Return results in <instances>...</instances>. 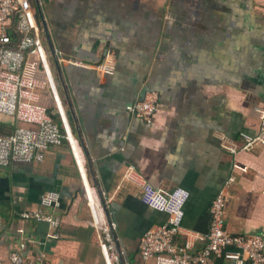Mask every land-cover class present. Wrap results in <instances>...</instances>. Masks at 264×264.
Instances as JSON below:
<instances>
[{
	"label": "crops",
	"instance_id": "1",
	"mask_svg": "<svg viewBox=\"0 0 264 264\" xmlns=\"http://www.w3.org/2000/svg\"><path fill=\"white\" fill-rule=\"evenodd\" d=\"M31 2L89 182L114 195L112 218L132 262L141 264L143 235L168 220L147 202L154 189L190 192L183 243L186 231H209L211 202L233 176L226 187L228 230L264 236V148L243 150L240 136L258 133L264 116V0ZM60 55L112 68L101 74L59 62ZM25 73L42 77L43 63L29 58ZM148 91L159 95L150 125L126 111ZM41 101L52 105L46 91ZM18 124L0 112V133L11 134ZM48 192L58 195L57 208L40 206ZM39 209L57 220L55 228L21 218ZM0 218L4 264L22 243L29 261L105 264L65 142L42 163L0 168ZM212 264L233 263L216 258Z\"/></svg>",
	"mask_w": 264,
	"mask_h": 264
},
{
	"label": "built area",
	"instance_id": "2",
	"mask_svg": "<svg viewBox=\"0 0 264 264\" xmlns=\"http://www.w3.org/2000/svg\"><path fill=\"white\" fill-rule=\"evenodd\" d=\"M43 35L31 0H0V112L15 117L19 122L11 134L0 133V168L10 167L15 162L42 163L51 148L65 142L79 175L82 195L92 218L91 226L97 231L105 264H134L129 251L120 244L118 223L112 218L114 195L96 191L89 182L65 99L49 69ZM31 57L43 63L42 77L25 73L26 63ZM58 61L79 68H94L101 74L110 72L112 68L106 62L90 65L62 55ZM42 91L50 96L51 106L42 103ZM158 99L156 91H148L142 99L128 105L126 111L150 125L157 111ZM240 136L241 149L264 148V116L258 133L243 131ZM231 150L237 151L233 147ZM126 177L137 181L133 173ZM232 181L235 177L230 176L211 202L209 231L205 235L186 231L183 243L178 239L184 233L185 204L190 192L182 187L172 191L163 188L151 190L147 200L149 206L167 213L168 220L143 235L138 254L141 264H212L216 258L227 259L233 264H264V236L234 234L227 228L226 187ZM40 206L57 208L58 195L53 192L44 194ZM21 218L46 222L51 228L58 224L56 219L40 209L22 212ZM2 229L0 218V232ZM195 243L201 246L196 248ZM25 248L22 243L11 251L10 264H45L25 258ZM0 264L4 263L0 261Z\"/></svg>",
	"mask_w": 264,
	"mask_h": 264
}]
</instances>
